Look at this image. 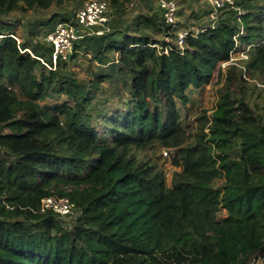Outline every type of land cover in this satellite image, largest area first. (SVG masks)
<instances>
[{
	"label": "trees",
	"instance_id": "1",
	"mask_svg": "<svg viewBox=\"0 0 264 264\" xmlns=\"http://www.w3.org/2000/svg\"><path fill=\"white\" fill-rule=\"evenodd\" d=\"M56 1L0 0V264L264 261V115L242 71L218 68L248 52L247 77L264 85V0H233L183 49L157 38L176 28L156 8L133 31L82 38L53 70L42 62L52 49L19 41L4 18ZM55 19L70 22L54 15L46 35ZM80 57L97 65L83 80L67 68ZM216 70L214 109L189 121L180 104ZM108 94L121 105L107 107ZM161 149L180 167L171 187ZM51 196L76 216L43 211Z\"/></svg>",
	"mask_w": 264,
	"mask_h": 264
},
{
	"label": "rangeland",
	"instance_id": "2",
	"mask_svg": "<svg viewBox=\"0 0 264 264\" xmlns=\"http://www.w3.org/2000/svg\"><path fill=\"white\" fill-rule=\"evenodd\" d=\"M180 7L178 14V25L177 29L186 27V26H195L200 27L202 29H207V26L215 24L217 22L216 18H211L210 15L212 10L209 5L205 3L204 0H175ZM86 1L76 0L75 2H68L66 0H57L49 9H35L28 10L26 12L23 11H15L10 13L4 19L10 25H15L13 28V32L19 38V41H31L32 44L36 43H45V37L47 36L46 30L47 27L44 25L46 21L53 18L56 14H63L64 12H68V17L70 18V23L74 20L78 9H80ZM157 8V0H138L133 4H128L123 7L121 10H116L114 6H111L109 17L110 23L109 28L113 30V28H129L131 31L135 29L134 20L136 17L142 14H148L151 11H156ZM220 16V13L218 14ZM216 20V21H215ZM215 21V22H214ZM63 22L60 19H55L53 25L51 27V32L54 30L57 23ZM43 24V25H41ZM46 27V28H45ZM11 31V30H10ZM150 32V30H148ZM1 33V32H0ZM164 35L160 34L157 36L158 39L164 40ZM45 46L52 49L51 44H45ZM52 52V50H51ZM238 58V56H235ZM67 68L70 71L76 74L78 79L83 80L86 79L91 72L97 68L96 63H91L88 61V58L80 57L75 63L69 61L67 64ZM218 68L222 69L223 77H229L233 74L234 71H241L235 65L228 66L223 70L221 67V63ZM253 80H258V78H252ZM218 70H216L210 79L209 84L204 86L202 89L195 91L191 94L189 103L184 106L180 104V108L183 110V114L187 115V119L189 121H194L196 114L200 113L203 109L209 110L208 112L214 109L217 100V89H218ZM259 81V80H258ZM250 87V93L247 94L249 98L250 104L254 109H258L257 112L264 115V92L260 91L255 85L248 84ZM105 87L107 85L105 84ZM110 97L107 102V107H116L121 105L120 100L116 97L106 95ZM163 150L161 149V154L159 156V163L163 166L167 176V187L172 186V178L173 174L177 171H180V167L173 163V159L170 157H166L163 155ZM222 152H218L217 148H215V154L221 157ZM162 155L163 157H161ZM160 188L165 192V196L167 193V189L165 187ZM164 196V198H165ZM156 200L157 202L162 201ZM225 216V212L223 217Z\"/></svg>",
	"mask_w": 264,
	"mask_h": 264
},
{
	"label": "built area",
	"instance_id": "3",
	"mask_svg": "<svg viewBox=\"0 0 264 264\" xmlns=\"http://www.w3.org/2000/svg\"><path fill=\"white\" fill-rule=\"evenodd\" d=\"M210 6L212 13L211 18L218 19V14L222 9L228 6H233V0H204ZM111 5L105 0H89L78 9L74 23L63 22L58 23L54 30L45 37V43L52 45L50 55L51 64L42 62L49 69H56L59 62H67L73 54L74 45L76 42L86 36L103 35L110 31L109 12ZM157 9L162 12L164 21L168 25L176 28L175 39L164 38L166 42L173 41L181 49L186 46L187 39L190 37H199L204 29L195 26H186L177 29L179 4L175 0H157ZM216 19V20H217ZM215 20V21H216ZM214 21V22H215ZM216 24V23H215ZM212 24L211 26H213ZM166 52L167 49H166ZM238 56V58H235ZM248 52L232 53L227 62L221 63V67L226 69L228 66L235 65L243 73L244 78L250 84L255 85L259 90L264 92V85L258 80H252L247 77L248 69ZM173 151L169 149L163 150V155L168 157ZM42 210H51L63 218H74L76 216L74 205L67 198H57L54 196L46 197L42 200ZM251 264H264L263 260H255Z\"/></svg>",
	"mask_w": 264,
	"mask_h": 264
}]
</instances>
